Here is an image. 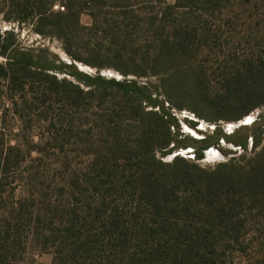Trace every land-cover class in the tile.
I'll list each match as a JSON object with an SVG mask.
<instances>
[{"label":"trees","instance_id":"obj_1","mask_svg":"<svg viewBox=\"0 0 264 264\" xmlns=\"http://www.w3.org/2000/svg\"><path fill=\"white\" fill-rule=\"evenodd\" d=\"M58 3L64 11H55ZM0 14L60 41L72 60L124 76L70 72L48 49L25 50L14 31L0 32V264H35L30 247L51 252V264L260 256L264 147L205 169L196 161L211 145L223 139L246 150V139L239 131H217L213 144L178 139L161 97L212 123L263 107L264 51L239 38L253 42L259 27L264 38V0H0ZM84 14L91 25L81 24ZM204 54L224 63L218 75ZM212 77L224 86L210 93ZM11 121L22 125L16 137L7 132ZM253 140L258 147L260 137ZM180 148H192L195 159L162 160ZM54 167L62 175L52 179Z\"/></svg>","mask_w":264,"mask_h":264},{"label":"rangeland","instance_id":"obj_2","mask_svg":"<svg viewBox=\"0 0 264 264\" xmlns=\"http://www.w3.org/2000/svg\"><path fill=\"white\" fill-rule=\"evenodd\" d=\"M61 1V0H59ZM169 5H174L176 3V0H166ZM61 5L58 3L54 7L55 11H63L61 9ZM92 20L91 18L84 14L81 17V24L84 26L91 25ZM260 25V24H259ZM262 27H259L255 30H252L251 32L255 31L257 34V38L255 39V36H251L249 33H246L251 38L255 39L253 42H250L246 36L240 35V40L243 41V46L247 45H257V50L264 51V38L262 37ZM7 31H14L17 34V38L19 39L20 47L25 50H33L34 53H37L39 49H48L51 53L55 54L62 64L64 65H73V69L64 68L65 70H68L70 72H80L82 74H87L91 76L101 75L105 78H115V79H124V76L119 74L117 71L103 67V68H97L89 66L82 62H77L75 60H72L70 56L66 54V52L63 50L62 44L60 41L56 39H49L44 38L38 34H35L29 25H22L20 26L17 23L14 22H6L3 20V16L0 14V32L4 33ZM260 31V32H259ZM244 33H242L243 35ZM82 57L84 59L88 58L89 55L85 52L83 53ZM203 60L207 62L208 69L212 70V72H215V75H218L217 70L221 66H224V63L221 65V61L217 62L215 59V56H210L208 54L203 55ZM6 62V59L4 57L0 56V64H3ZM58 61L56 64L60 66ZM218 63V64H217ZM221 65V66H219ZM56 76L59 79H67L69 81L77 82L75 77L68 75L67 73H60L56 72ZM129 79H137L133 76H129ZM212 82L210 84L209 90L210 93L217 92L222 89V86L224 84L219 81L218 78L212 77ZM157 78H142L139 79V82L142 84H149V83H157ZM162 101L164 102L165 109L171 113L176 119L178 128H175L176 130L174 132H177L178 139L184 138V137H190L197 140H202L210 137L213 139L212 144L216 141L214 136H216L217 131H221L224 135H231L235 131H239L241 135L239 138L246 139L247 148L246 150L241 149L239 146H235L234 144L227 143L223 139L219 141V145H211V147L206 150L204 153L203 159L196 161V163L205 168H213L221 163H227L231 160L235 161H241L243 158H251L255 156L257 153H259L262 148L264 147V134H262V130L264 129V106L253 111L248 116L243 117L239 121H227V120H220L217 123H212L208 120H204L199 118L195 113H193L189 109H182L178 110L176 108H172V106L165 100L164 97H161ZM4 107H8L10 104L9 101L4 100ZM11 106V105H9ZM228 117H234L235 115H227ZM21 125V124H20ZM254 125L259 127L257 130H253ZM9 129L7 130L8 134L11 137H16L17 134L20 132L21 126L18 125V123L11 121L9 123ZM219 133V134H221ZM220 137V136H218ZM217 137V138H218ZM260 137L261 143L258 147H255L253 138ZM176 156L183 157L188 160H194V150L192 148L187 149H178L176 152L170 155H166L164 157H161L164 162H171ZM54 168H51L50 171H48L46 174L51 175V178L54 179V175L56 174V178H59L58 176L62 175L60 174L61 171L56 170ZM57 172V173H56ZM58 184L56 181H54L52 186H55ZM17 195L20 194V191L18 190ZM32 249L29 250V254L27 259L29 261H34L35 264H51L53 255L51 252H45L41 253L36 247H30ZM262 251V252H261ZM257 252L260 253V256H241L238 259H236L235 264H264V248H258Z\"/></svg>","mask_w":264,"mask_h":264},{"label":"built area","instance_id":"obj_3","mask_svg":"<svg viewBox=\"0 0 264 264\" xmlns=\"http://www.w3.org/2000/svg\"><path fill=\"white\" fill-rule=\"evenodd\" d=\"M61 9L64 11V8L63 7H61Z\"/></svg>","mask_w":264,"mask_h":264}]
</instances>
